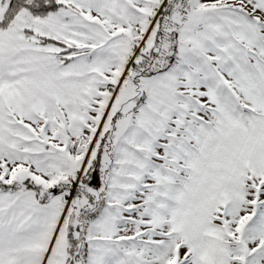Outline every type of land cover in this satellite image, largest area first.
<instances>
[{"label":"snow or ice","instance_id":"1","mask_svg":"<svg viewBox=\"0 0 264 264\" xmlns=\"http://www.w3.org/2000/svg\"><path fill=\"white\" fill-rule=\"evenodd\" d=\"M0 264H264V0H0Z\"/></svg>","mask_w":264,"mask_h":264}]
</instances>
